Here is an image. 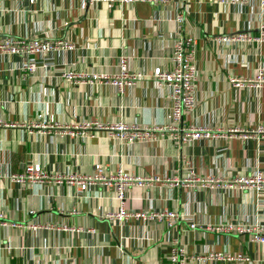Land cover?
I'll use <instances>...</instances> for the list:
<instances>
[{"label": "crops", "instance_id": "crops-1", "mask_svg": "<svg viewBox=\"0 0 264 264\" xmlns=\"http://www.w3.org/2000/svg\"><path fill=\"white\" fill-rule=\"evenodd\" d=\"M177 9L184 12L181 32L195 42L197 98L186 123L209 126L215 136L182 145L168 138L124 145L93 127H72L88 121L165 122L166 102L150 75L153 68L170 65L177 23L168 13ZM258 22L247 6L224 8L209 0L163 6L99 2L93 8L68 0H0V35L64 39L74 45L51 60L47 56L52 68L31 73L19 67L20 57L0 55V118L13 124L0 128V264H167L173 237L184 264L207 252H239L247 259H206L204 264H264V246L247 235L204 227L224 220H264V191L254 198L235 189L196 190L178 182L188 175L184 159L200 177L227 180L255 168L264 173V142L258 143L254 131L264 128V86L256 90L228 81L229 76L253 77L258 66L264 67V43L220 39L238 32L256 35ZM122 52L129 73L139 76L120 94L98 79L73 83L59 75L63 66L114 74ZM29 163L39 164L49 178L33 185L9 179ZM95 164L104 172L121 168L158 179L131 186L125 209L166 208L189 215L172 228L107 219L104 214L120 204L113 190L94 183L78 192L74 180L92 174ZM190 222L196 224L193 230Z\"/></svg>", "mask_w": 264, "mask_h": 264}, {"label": "built area", "instance_id": "built-area-1", "mask_svg": "<svg viewBox=\"0 0 264 264\" xmlns=\"http://www.w3.org/2000/svg\"><path fill=\"white\" fill-rule=\"evenodd\" d=\"M18 1V0H13ZM33 4L37 0H26ZM79 3L80 7L93 8L97 3L104 2L107 5L112 4H133L145 2L152 5L163 6L165 4L175 3L177 0H68ZM220 6L241 8L247 6L250 14L257 13L259 22L257 24V34L250 35L248 32H238L229 36H222L220 39L235 42H247L257 40L264 43V0H209ZM168 17L177 23L175 34L172 35V51L170 54V65L162 69L155 67L152 69L151 78L155 81L158 94L165 99L166 104L162 107L165 116L163 124L140 125L136 123L127 124L123 122H85L83 124L73 125L75 129L93 127L100 130L113 142L131 145L135 142L159 141L168 138L180 145L191 143L196 140H205L214 137L209 126L198 124H187L188 118L192 115L197 93L196 66L194 62V37L191 34L181 32V24L184 22V12L177 9L173 13L169 12ZM180 28V29H179ZM74 45L64 39H47L38 36L17 37L10 35H0V55H16L21 58V69L33 72L36 68L48 69L55 64L50 61L54 55L59 52L72 51ZM47 56H50V60ZM117 71L114 74H85L75 72L67 67L60 68V76L66 80L76 83L82 79L100 80L104 85L109 86L117 93H121L125 85L133 84L139 76L137 73H129L127 62L128 56L123 52L116 60ZM228 81L233 86L252 87L260 90L264 86V67L258 66L253 77L245 79L229 76ZM164 89L163 92H161ZM38 118L40 115L37 116ZM43 123V122H42ZM10 122H4L0 118V128L12 126ZM44 126V125H43ZM258 137V143L264 142V128L258 126L255 130ZM69 134L73 132L69 131ZM188 166V175L179 179L180 185L188 186L191 189H235L250 193L251 196L258 197L264 191V173L258 168L253 169L247 175L235 176L232 179L222 180L212 176H196L190 163L184 159ZM9 179L19 184L33 185L35 182H42L49 178V175L42 172L40 165L37 163L26 164L20 173L10 174ZM68 181L73 176H68ZM60 176L56 175L54 181L59 182ZM74 180L77 183V191L82 192L88 185L98 183L109 187L113 190L115 198L119 201L116 210L106 212L104 215L107 219L123 222L128 218L136 221L162 223L166 228L175 227L176 224L189 214H182L176 210L166 208L154 209L146 208L142 210H129L123 207V202L127 197V191L131 186H147L150 182H157L154 176L145 177L125 172L121 168L113 172H104L99 164L94 165L92 174L77 175ZM169 179H164L168 181ZM174 180V179H173ZM195 222L189 223V229L193 230ZM207 231H214L224 234L247 235L250 242L258 243L264 246V220L254 218L251 222L245 223L240 221L224 220L214 225L204 226ZM169 249L166 251L167 264H184V257L181 252L177 237L169 241ZM193 264H204L208 260H220L230 262L231 260H246L247 257L241 253L229 254L220 252H207L191 257ZM223 264V263H222Z\"/></svg>", "mask_w": 264, "mask_h": 264}]
</instances>
